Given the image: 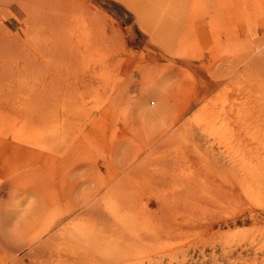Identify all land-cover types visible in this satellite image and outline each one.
Here are the masks:
<instances>
[{
	"label": "rangeland",
	"instance_id": "1",
	"mask_svg": "<svg viewBox=\"0 0 264 264\" xmlns=\"http://www.w3.org/2000/svg\"><path fill=\"white\" fill-rule=\"evenodd\" d=\"M0 264H264V0H0Z\"/></svg>",
	"mask_w": 264,
	"mask_h": 264
},
{
	"label": "bare ground",
	"instance_id": "2",
	"mask_svg": "<svg viewBox=\"0 0 264 264\" xmlns=\"http://www.w3.org/2000/svg\"><path fill=\"white\" fill-rule=\"evenodd\" d=\"M32 1V0H31ZM57 17V16H56ZM209 108H212V107H204V108H202V110H201V114L202 113H204V114H207L206 116L208 117V119H209V117L211 118V116H217V117H219V118H221V117H225L226 115H227V113L229 112V110H231V109H229V110H225V108H223V107H221V108H219V109H217V110H215L214 109V111H212V112H210V109ZM214 108V107H213ZM213 108H212V110H213ZM228 109V108H227ZM206 112V113H205ZM209 112V113H208ZM230 113V112H229ZM228 113V114H229ZM213 114V115H212ZM207 119V118H206ZM121 209V208H120ZM98 213V212H97ZM107 223V222H106ZM133 235V234H132ZM124 238V237H123ZM133 239H136V236L133 238Z\"/></svg>",
	"mask_w": 264,
	"mask_h": 264
}]
</instances>
